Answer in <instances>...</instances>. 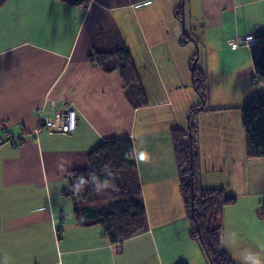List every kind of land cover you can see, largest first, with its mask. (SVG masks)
Listing matches in <instances>:
<instances>
[{
    "label": "crops",
    "instance_id": "obj_1",
    "mask_svg": "<svg viewBox=\"0 0 264 264\" xmlns=\"http://www.w3.org/2000/svg\"><path fill=\"white\" fill-rule=\"evenodd\" d=\"M169 1L161 29L151 22L165 0H92L87 9L7 0L0 8V264H208L189 236L172 138L174 128L188 134L195 107L202 185L237 199L220 215L222 247L238 264L247 251L264 259V159L246 158L237 112L264 82L251 48L233 49L239 37L264 34V0H185L181 27L180 0ZM123 46L137 86L124 87L115 54ZM194 64L207 77L205 103L188 87L163 92L165 83L193 87ZM238 81L250 85L241 99ZM69 107L76 132L50 133L44 122ZM121 137L149 154L136 160L148 229L113 244L100 224L77 222L70 176Z\"/></svg>",
    "mask_w": 264,
    "mask_h": 264
},
{
    "label": "trees",
    "instance_id": "obj_2",
    "mask_svg": "<svg viewBox=\"0 0 264 264\" xmlns=\"http://www.w3.org/2000/svg\"><path fill=\"white\" fill-rule=\"evenodd\" d=\"M6 1L0 0V8ZM57 1L84 9L92 3V0ZM181 9L175 12V16L182 21ZM187 37L190 39L189 36ZM115 54L122 66L124 87H132L134 83L137 86L139 77L128 50L123 46ZM98 55L104 59L109 56L105 53ZM251 55L256 77L264 82V34L255 37ZM194 74L195 90L205 103L207 77L198 75L196 66ZM140 89V103L145 104L147 103L145 95L142 88ZM200 110L201 107L191 109L188 134L180 128L172 129L180 176L179 190L190 224L189 236L199 242L208 264H238L222 247L220 223L222 210L227 206L235 205L237 199L227 196L222 188H205L202 185L196 139L198 133L196 116ZM240 110L245 133L246 158L264 159V91L254 94ZM187 136L189 138L185 141ZM133 149V141L129 137L106 140L90 152L88 166L72 172L70 176L71 195L77 207L75 209L77 222L81 226L100 224L104 234L113 244L131 239L148 229L136 159L128 158V154L132 153ZM106 165L113 173L111 177L103 171ZM93 174L100 181L110 180L115 188L110 186L97 193L93 185L88 183L79 192L73 190L77 178L84 177L85 180H90Z\"/></svg>",
    "mask_w": 264,
    "mask_h": 264
},
{
    "label": "rangeland",
    "instance_id": "obj_3",
    "mask_svg": "<svg viewBox=\"0 0 264 264\" xmlns=\"http://www.w3.org/2000/svg\"><path fill=\"white\" fill-rule=\"evenodd\" d=\"M167 1V2H166ZM165 5H164V7L162 8L160 5H158V9H159V14H158V16H154V20L151 22V26H154V25H156V27H157V29H161L162 28V25H163V23L164 22H166L167 23V20L169 21V17H164L163 16V14H164V12H165V10H166V8L168 7H170L171 8V5L173 4L172 3V1H169V0H165ZM184 3H185V0H180L179 1V4H178V7H177V10H180L181 9V7H182V9H181V11L183 10V8L185 7V5H184ZM176 6V5H175ZM175 6H173V8H175ZM174 11V10H173ZM173 15H174V12H173ZM146 22L145 21H142V25L144 26V28H148L147 27V25L148 26H150L148 23L147 24H145ZM179 25H180V27L183 25V21H179ZM151 26H150V28H151ZM164 27V26H163ZM168 27H170L169 26V23H168ZM183 30V29H182ZM162 32H163V29L162 30H160L159 31V33L160 34H162ZM163 39V37H160L159 38V40L158 41H164V40H162ZM143 42V41H142ZM131 44L132 43H134L133 42V40H131V42H130ZM137 43V42H136ZM137 44H140V43H137ZM188 44H192V43H188ZM222 70H224V72H226V73H231L232 71H233V68H230L229 67V65H228V67H223L222 68ZM199 67L197 68V73H198V75H199ZM223 73V72H222ZM231 83L232 84H236V83H234L233 82V80L231 81ZM165 85L166 86H168V87H166V88H164L165 90L163 91V92H165V94H167V95H173L174 93H176L177 91H178V89L180 90L181 89V91H186V90H188L189 88L193 91H195V87H194V85H193V87L189 84V86H184V85H182L181 87H179V85H180V83H178L177 85H175V84H167V83H165ZM237 85H238V92H239V97L238 98H240V94H242V92L245 90V89H248L249 88V86L250 85H248V84H242V82H240V81H238L237 82ZM162 85H160V87H161ZM163 86H164V83H163ZM233 86V85H232ZM160 87L159 88H156V92H157V89H159L160 90ZM186 87H188V89H185ZM161 88H163V87H161ZM181 91H179V92H181ZM255 90H253L251 93V97L254 95V94H256L259 90H256L255 92H254ZM263 91H264V89H263ZM196 92V91H195ZM244 95V93L242 94V96ZM241 99V98H240ZM138 101L139 102H141V99H140V97L138 98ZM204 102L202 101V104H203ZM246 103V102H245ZM245 104H243V106H244ZM242 106V107H243ZM241 110H240V108L237 110V112H240ZM241 113V112H240ZM239 113V114H240ZM243 131H244V129H243ZM245 134V133H244Z\"/></svg>",
    "mask_w": 264,
    "mask_h": 264
},
{
    "label": "clouds",
    "instance_id": "obj_4",
    "mask_svg": "<svg viewBox=\"0 0 264 264\" xmlns=\"http://www.w3.org/2000/svg\"><path fill=\"white\" fill-rule=\"evenodd\" d=\"M128 158L136 159L137 163L147 162L149 159V154L147 151H137L136 149H133V152L128 154ZM103 171L106 172L109 177L113 175L109 169V166L107 165ZM88 183L93 185L94 190L97 193H100L102 190L107 189L110 186L115 188V186L111 184L110 180L105 179L100 181L99 178L93 174L90 177V180H85L84 177L77 178L76 182L73 184V190L79 192ZM4 264H7L6 259ZM243 264H264V259H262L258 253L247 251L243 257Z\"/></svg>",
    "mask_w": 264,
    "mask_h": 264
},
{
    "label": "built area",
    "instance_id": "obj_5",
    "mask_svg": "<svg viewBox=\"0 0 264 264\" xmlns=\"http://www.w3.org/2000/svg\"><path fill=\"white\" fill-rule=\"evenodd\" d=\"M255 43V36L249 34L236 39L233 49L241 47L251 48ZM45 126L49 129L50 133L60 132L64 134L73 133L78 125L77 115L73 108H67L61 112H57L52 119H47L44 122Z\"/></svg>",
    "mask_w": 264,
    "mask_h": 264
},
{
    "label": "bare ground",
    "instance_id": "obj_6",
    "mask_svg": "<svg viewBox=\"0 0 264 264\" xmlns=\"http://www.w3.org/2000/svg\"><path fill=\"white\" fill-rule=\"evenodd\" d=\"M194 67H195V64H194ZM70 108H72V107H70ZM74 109V108H73ZM75 110V109H74ZM61 112V111H60ZM75 112H76V110H75ZM57 113V112H56ZM55 113V114H56ZM76 115H77V113H76ZM55 116V115H54ZM77 122H78V117H77ZM43 126H45V124L43 125ZM46 127V126H45ZM77 127H78V125H77ZM47 128V127H46ZM48 129V128H47ZM49 130V129H48ZM76 130H77V128H76ZM76 130L74 131V132H76ZM50 132V131H49ZM73 132V133H74ZM53 133H60V132H53ZM73 133H70V134H64V133H61V134H64V135H71V134H73ZM7 135L8 136H11V134H9V133H7ZM2 143V141H0V144Z\"/></svg>",
    "mask_w": 264,
    "mask_h": 264
}]
</instances>
